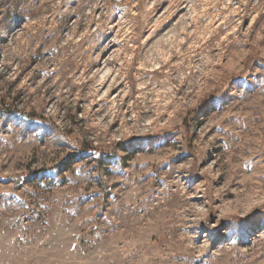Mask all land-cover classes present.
Returning <instances> with one entry per match:
<instances>
[{
  "label": "rangeland",
  "instance_id": "obj_1",
  "mask_svg": "<svg viewBox=\"0 0 264 264\" xmlns=\"http://www.w3.org/2000/svg\"><path fill=\"white\" fill-rule=\"evenodd\" d=\"M0 264H264V0H0Z\"/></svg>",
  "mask_w": 264,
  "mask_h": 264
},
{
  "label": "trees",
  "instance_id": "obj_2",
  "mask_svg": "<svg viewBox=\"0 0 264 264\" xmlns=\"http://www.w3.org/2000/svg\"><path fill=\"white\" fill-rule=\"evenodd\" d=\"M1 108V107H0Z\"/></svg>",
  "mask_w": 264,
  "mask_h": 264
}]
</instances>
